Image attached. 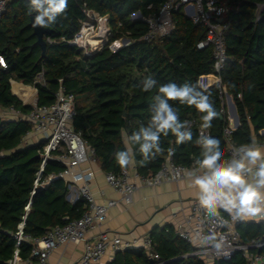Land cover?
Segmentation results:
<instances>
[{"label":"trees","instance_id":"obj_1","mask_svg":"<svg viewBox=\"0 0 264 264\" xmlns=\"http://www.w3.org/2000/svg\"><path fill=\"white\" fill-rule=\"evenodd\" d=\"M227 7L225 20L228 60L220 77L229 96L232 97L240 125L232 134L236 146L249 145L255 137L264 142V12L257 20V7L264 0H219ZM166 0H68L66 13L58 16L45 36L46 57L36 45L37 37L29 26L32 15L28 13L29 0H10L0 23V108L28 115L32 106L24 104L12 92V82L37 90L38 106H50L62 86L75 97L77 116L73 127L94 149L97 164L106 173H120L115 159L117 151H129L135 161L136 171L143 177L156 174L173 154L177 164L198 167L202 159V147L197 143L198 131L203 128L204 113L195 106L181 104L178 100L169 103L177 110L179 121L196 125L189 130L192 140L177 144L169 131L161 134L162 151L143 165L139 145L128 140L142 126H147L154 97L161 85H198L207 89L219 116L211 121V127L203 128L210 136L219 139L220 149L227 157L224 128L229 120L219 98V76L214 73L212 47L200 50L197 45L205 39L206 28L188 18L182 9L174 11V30L170 36L152 43L141 38L147 33L144 21H132L140 13L143 18L158 14ZM106 16L112 30L109 42L98 52L86 56L83 51L70 45L85 19V8ZM151 6V8H150ZM127 38L128 43L121 44ZM51 40L52 43L48 41ZM43 73L45 83L38 82ZM157 81L150 91H143V82L148 76ZM60 81H62L60 83ZM206 93V94H207ZM241 95V97H239ZM223 117V118H221ZM31 130L27 120L6 121L0 118V264L13 258L16 234L26 207L31 201L26 218L25 234L33 238L43 237L48 230L63 226L82 217L86 202L80 199L68 201L70 190L63 179L51 178L65 167L52 158L42 172L43 181L49 183L42 191L35 190L36 175L41 168L39 150L45 144L21 147ZM241 242L245 245L261 244L264 238V221L241 223L238 226ZM4 231H10L7 235ZM149 239L151 247L129 248L117 252L108 264H205L194 255L195 249L183 240L173 226L155 228ZM32 245L23 244L21 257L27 259ZM251 252L264 254V246L252 248ZM158 255V259L154 256ZM213 264H248L241 253L230 260Z\"/></svg>","mask_w":264,"mask_h":264},{"label":"built area","instance_id":"obj_2","mask_svg":"<svg viewBox=\"0 0 264 264\" xmlns=\"http://www.w3.org/2000/svg\"><path fill=\"white\" fill-rule=\"evenodd\" d=\"M9 1L0 0V23ZM179 9H182L194 24L203 25L206 28L205 39L199 42L197 47L200 50L208 47L213 49V70L219 76V98L225 110L231 96L227 93L220 77L228 60L226 32L229 25L225 20L228 10L224 3L219 0H166L158 14L148 18L141 17V20L148 26V31L141 40L152 43L170 36L175 28L172 14ZM263 12L264 5H258L257 20ZM83 13L85 19L69 44L83 51L86 56H91L109 42L112 30L108 17L101 16L87 9L86 6ZM131 20L135 21L132 17ZM48 42L52 43L51 40ZM0 64L6 68L2 57H0ZM38 82L40 84L45 83L43 73L39 76ZM33 97H30L29 101L22 100L24 104L32 106L28 115H24L13 108L9 110L16 114L20 120H27L31 123V130L24 137L22 144L28 146V140L31 138H35L36 144L41 141L45 142L43 148L39 150L41 168L36 175L35 190L38 187H45L49 183V181L41 182L42 172L48 161L55 158L64 165L65 169L58 175H52L51 178L65 180L70 192H76L73 201L83 199L86 202V210L81 218L63 226L54 227L41 238H33L25 234L26 218L31 206L30 201L25 209L26 214L13 236L15 240L14 255L7 264H51L49 258L54 250L61 245L70 243H85L78 264H104V257L108 252L116 254L125 249L134 248L132 244L125 242L119 234H111L108 231L99 232L94 239L88 238L90 232L103 225L108 211L119 203L110 200L106 204H99L86 182L80 187L74 186L76 179L85 177L82 166L97 163L94 149L84 140L81 133L74 130L73 122L77 116L74 95L67 93L60 86L56 100L50 106H38L36 95ZM194 125H196L195 121L189 122L188 130ZM234 130L235 128L230 122L229 126L224 128L227 144V157L224 160L233 158L234 151L238 148L232 138ZM198 134L200 137L210 136V132L203 128L199 129ZM188 171L199 172L202 170L195 166L186 167L177 164L171 153L167 156L161 169L152 176L143 177L136 169L127 168L118 174L106 173L105 178L107 184L122 196V202L125 205H131L133 196L140 186L156 187L166 181L178 183L186 177ZM217 212V216L212 215L202 208L199 200L196 199L191 205L190 215L179 227V236L195 249L194 255L201 258L205 264H213L215 261L230 260L236 253H241L248 264H264V254L251 252L252 248H261L264 244L251 246L241 242L237 228L243 223L242 215L233 218L232 214L224 215L219 209ZM260 220L264 221V219ZM25 243L32 245V252L27 259L21 257L22 246ZM143 247L150 249L151 240H145ZM154 258L158 259V255H155Z\"/></svg>","mask_w":264,"mask_h":264},{"label":"clouds","instance_id":"obj_3","mask_svg":"<svg viewBox=\"0 0 264 264\" xmlns=\"http://www.w3.org/2000/svg\"><path fill=\"white\" fill-rule=\"evenodd\" d=\"M67 8L68 0H29L28 3V13H36L33 27H50L58 16L66 13ZM156 86L157 81L149 75L144 79L143 91H150ZM206 93L207 89L187 83L177 85L170 82L159 86L148 125L142 126L128 138L139 145V152L143 156L141 165L162 151L161 134L167 136L170 131L176 137L177 144L192 140V132L179 121L177 110L169 103L170 100L195 106L204 113L201 117L202 127H211V121L219 113L210 99L211 94ZM197 143L203 149L202 159L197 161L202 171H193L189 177L191 185L198 190L200 206L215 216L218 215L217 210L223 208L233 218L244 215L264 219V148L253 141L249 145H240L235 149L233 158L224 160L219 139L201 136ZM114 155L121 168L135 163L129 151H117Z\"/></svg>","mask_w":264,"mask_h":264},{"label":"crops","instance_id":"obj_4","mask_svg":"<svg viewBox=\"0 0 264 264\" xmlns=\"http://www.w3.org/2000/svg\"><path fill=\"white\" fill-rule=\"evenodd\" d=\"M122 41L121 44H124ZM128 41L125 43H128ZM11 85L12 92L19 99L29 101V98L34 95L37 98L35 88L17 82H12ZM17 89L23 90L28 94L22 98L16 92ZM225 113L230 124L236 129L240 125V122L237 123L238 112L232 97L228 99ZM0 118L6 121H16L19 119L9 109L3 108H0ZM253 141L264 148V142H259L255 137ZM35 144V138L28 140V145ZM126 146L131 151L128 143H126ZM21 147H25V145L22 144ZM129 168L134 170V163H130ZM82 169L85 171V177L76 179V183L74 184L76 188L86 182L99 204H106L110 200L119 203L108 211L103 225L88 234L89 239H94L101 231H108L111 234H119L125 242L132 244L134 248L143 247L145 240L149 239L155 228L170 225L178 232L179 227L184 224L186 217L191 213L192 203L198 199V190L191 185L189 177L191 171H188L186 177L178 183L166 181L156 187L140 186L133 196V203L125 205L122 202V196L107 184L105 178L106 172L97 163L85 164L82 166ZM74 196H76V192H70L68 195L70 199L68 201L74 203ZM219 210L224 215L230 214L223 208H219ZM242 220L243 223H258L263 221L244 215H242ZM84 247V242L61 245L54 250L49 261L51 264H78ZM114 256L115 254L108 252L104 257V264L111 262Z\"/></svg>","mask_w":264,"mask_h":264},{"label":"water","instance_id":"obj_5","mask_svg":"<svg viewBox=\"0 0 264 264\" xmlns=\"http://www.w3.org/2000/svg\"><path fill=\"white\" fill-rule=\"evenodd\" d=\"M35 15L36 14L32 15L29 26L33 29L34 35L37 37L36 45L42 49V58H45L46 57V49H47V42L45 41V36L50 35L52 33V31L47 27H33V21H34ZM141 17L142 16L140 13H136L132 16V19H134L135 21H142ZM221 118H223V117H221ZM237 123H239L238 116H237ZM37 158L40 159V155H38ZM43 189H44L43 187H38L35 190V193L42 191ZM68 199H70V198L68 197ZM4 233L9 235V236L11 235L10 231H4ZM261 244H264V238L262 239Z\"/></svg>","mask_w":264,"mask_h":264},{"label":"bare ground","instance_id":"obj_6","mask_svg":"<svg viewBox=\"0 0 264 264\" xmlns=\"http://www.w3.org/2000/svg\"><path fill=\"white\" fill-rule=\"evenodd\" d=\"M22 98L25 97L28 93L27 92H24L23 90H19L17 89L16 91Z\"/></svg>","mask_w":264,"mask_h":264},{"label":"rangeland","instance_id":"obj_7","mask_svg":"<svg viewBox=\"0 0 264 264\" xmlns=\"http://www.w3.org/2000/svg\"><path fill=\"white\" fill-rule=\"evenodd\" d=\"M127 41H128V39L127 38H124L123 41H122V43L125 44V42H127Z\"/></svg>","mask_w":264,"mask_h":264}]
</instances>
